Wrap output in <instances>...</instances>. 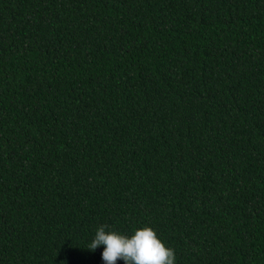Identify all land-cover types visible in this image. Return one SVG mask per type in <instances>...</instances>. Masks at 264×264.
<instances>
[{
	"label": "trees",
	"instance_id": "obj_1",
	"mask_svg": "<svg viewBox=\"0 0 264 264\" xmlns=\"http://www.w3.org/2000/svg\"><path fill=\"white\" fill-rule=\"evenodd\" d=\"M99 225L264 264V0H0V264Z\"/></svg>",
	"mask_w": 264,
	"mask_h": 264
},
{
	"label": "clouds",
	"instance_id": "obj_2",
	"mask_svg": "<svg viewBox=\"0 0 264 264\" xmlns=\"http://www.w3.org/2000/svg\"><path fill=\"white\" fill-rule=\"evenodd\" d=\"M99 246H103L100 251L103 264H116L117 259L123 264H174L175 261L173 250L148 226L122 234L99 225L86 249L95 252Z\"/></svg>",
	"mask_w": 264,
	"mask_h": 264
}]
</instances>
